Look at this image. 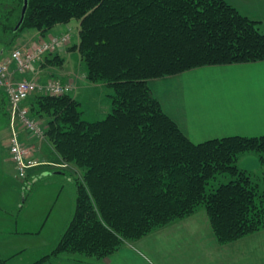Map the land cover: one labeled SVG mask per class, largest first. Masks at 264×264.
<instances>
[{"label": "trees", "instance_id": "obj_1", "mask_svg": "<svg viewBox=\"0 0 264 264\" xmlns=\"http://www.w3.org/2000/svg\"><path fill=\"white\" fill-rule=\"evenodd\" d=\"M23 7L24 0H0L5 51L25 30L45 37L76 20L79 43L72 52L89 82L113 91L110 112L95 120L84 117L70 93H37L27 101L32 118H46L59 165L70 166L74 176L73 216L53 255L102 261L201 208L221 244L264 231V135L194 143L150 87L151 80L203 67L263 62L258 22L226 0H28L16 30ZM24 74L15 75L23 80L18 76ZM252 153L263 171L261 184L240 166L241 156Z\"/></svg>", "mask_w": 264, "mask_h": 264}, {"label": "crops", "instance_id": "obj_2", "mask_svg": "<svg viewBox=\"0 0 264 264\" xmlns=\"http://www.w3.org/2000/svg\"><path fill=\"white\" fill-rule=\"evenodd\" d=\"M226 1L241 14L258 22L259 29L264 33V0ZM58 28L60 26L47 33L48 36L46 37H42L36 31L35 36L38 41L34 45L38 44L39 41L48 40L54 35H64L65 33L68 35L72 31L68 29L70 32L67 30L61 32L57 31ZM65 53L72 54V48L66 50ZM46 63L48 62L43 61L37 66L35 65L30 75H19L18 78L40 79L39 81H42L45 76H52L54 72L51 66L46 65ZM71 77L72 75L67 76V73H63L62 83L70 81ZM150 87L160 101L164 112L177 123L183 133L194 143L231 136L259 137L264 135V61L203 67L180 75L151 80ZM81 94L85 93H80L79 97L77 94L75 97L78 101L85 98ZM8 120L10 122V118ZM26 134L32 135L22 130L20 138L24 145H29L30 139L28 137L30 136H26ZM31 138L32 143L35 142L34 140L38 141L35 136ZM8 145L9 143L6 147L9 152ZM46 152L47 155L45 154L46 156L43 157L44 160L35 155V159L43 165L33 170L30 178L35 177L36 182L34 184L40 185L39 187L44 185L66 188L67 184L70 183L69 181L74 180L72 168L70 166L68 168L60 167L61 169L43 168L52 163H56V165L61 163L60 157L56 153L53 154L52 151L48 152V150ZM250 156L245 157L242 168L251 171L252 167L257 168L259 166V162L257 157ZM248 160L252 163L256 161V164H250ZM9 161L13 164L17 174L16 166L11 161L10 154ZM208 226L210 227L208 215L206 210L201 208L193 216L173 223L156 232L151 239L150 237L146 239L155 241L154 251L157 254H162L161 249L164 250L162 244L171 242L173 245L171 256H164L169 261L171 260L172 264H190L191 262L195 264L192 261L193 256L188 254L190 245L187 238L194 231L200 233ZM189 230H192V233H189ZM243 241H245L243 245L239 242L235 244V248L243 249L242 254L240 253V256L233 254L229 258L227 257L229 261L225 263L222 261L221 264L228 262L229 264H244V262L245 264H258L260 262V256L262 257L264 254V247H260V243H264V238L252 236L240 242ZM143 244L147 243L144 242ZM101 262L102 264H157L151 256L137 249L134 244L123 246L119 251ZM201 264L208 263L202 261Z\"/></svg>", "mask_w": 264, "mask_h": 264}, {"label": "rangeland", "instance_id": "obj_3", "mask_svg": "<svg viewBox=\"0 0 264 264\" xmlns=\"http://www.w3.org/2000/svg\"><path fill=\"white\" fill-rule=\"evenodd\" d=\"M79 26V22L74 20L70 24V28L61 25L60 28L57 29V31L61 32L66 30L69 31L68 29L72 30L71 32L69 31L70 34L68 33L70 40L60 51L52 53V55H50L51 58L46 57L35 64L37 66V64L41 62L47 61L48 63H46V65H50L54 72L52 76H45L44 80H42L43 82L39 81L40 79H38V82L46 83L48 81H58L62 83L61 77L63 73H67V76L72 75L71 80L63 84L69 85L72 88L69 93L74 97H76L77 94V97H79L80 93H85L81 94L85 98L80 101L85 113L84 117L86 119L88 118L87 120L101 119L110 112V95L113 94L112 89L104 85L103 87L100 84L89 82L86 76V66L81 61L79 54L76 52H73L72 54L65 53V51L70 49L72 45L79 43ZM35 33V30L23 31L21 39L15 47L13 49L11 48L9 51H5L0 42V64H2L5 59L9 58L13 50L16 48H21L23 50L33 48L35 46L34 44L38 41ZM64 35L67 34L65 33ZM64 35L58 34L52 37ZM50 38L51 37H49L48 40ZM54 57H58L59 60L57 59V62H59V64L52 65L49 63ZM63 59L66 63L65 65L64 63H61ZM10 67L13 70L15 68H13V65ZM31 73L32 68L24 75H30ZM12 81H19L16 75L12 77ZM40 93L42 92H39L38 94ZM0 94L6 96V99L0 101V106L5 109L4 112L0 110V264H102L101 260L93 258L89 259L79 254H62L60 256L52 254L54 246L73 216L74 199L72 197V192L74 191V186L67 184L66 188L63 189L61 187L44 185L39 187L40 185H35L30 189V187L27 186V183L32 181L35 177L23 180L17 176L13 164L9 161V152L6 147L13 134L9 125V117L5 115L10 113L11 110L8 94L3 88H0ZM35 95H37V93L33 94L32 97L35 98ZM27 103L28 102H25L24 105L29 109L31 106L29 107V103ZM34 107L36 109L35 111H38L37 107ZM39 113L37 114L41 115ZM37 120L41 127L46 131V118L44 116H39ZM27 135L28 134H26V136ZM32 136L35 135L28 137V139H30V144L26 145V147L31 151L33 157L36 155L39 159L44 160L45 158L43 157L47 155V150L48 152L52 151L53 154L56 153L52 145L49 143L46 134L44 139L37 138L38 141L34 140L35 142L33 143L31 142ZM45 147H47L46 150ZM254 155L255 154L253 153L248 154L250 157H256ZM246 156H241L240 158L241 167H243L242 164ZM248 161L250 162V160ZM251 163L252 162H250V164ZM252 164H256V161ZM43 168L61 169L58 163L57 165L56 163H52ZM251 172L253 180L256 183L261 184L263 171L260 166L257 168L252 167ZM221 182L226 181L220 179L217 183L220 184ZM155 233L150 234L148 237L151 239L154 237ZM189 233H192V230H189ZM254 237L264 238V231L260 234L254 235ZM187 241L190 245V251L188 254L193 256L194 259L192 261L195 264H201L202 261H205L208 264H221L222 261L225 263L229 261L227 257L229 258L233 256V254H238V256L242 254L243 249L235 248V244L239 242L243 245L245 242L237 241L229 244H221L215 237L211 225L200 233L194 231L192 235L188 236ZM144 242L147 244H143ZM133 244L137 249H140L148 256H151L157 264H172L171 260L169 261L167 257L164 256H171L170 253L172 252L173 246L171 242L168 241L162 244V248H164V250L161 249L162 254L155 253V241L143 239L142 241H137ZM263 245L264 243H260V247H264ZM190 264H192V262ZM227 264H229V262ZM258 264H264V254H262V257L260 256V262H258Z\"/></svg>", "mask_w": 264, "mask_h": 264}, {"label": "built area", "instance_id": "obj_4", "mask_svg": "<svg viewBox=\"0 0 264 264\" xmlns=\"http://www.w3.org/2000/svg\"><path fill=\"white\" fill-rule=\"evenodd\" d=\"M69 40V35L57 36L39 42L29 50L16 48L9 58L0 64V88H3L8 94L11 109L9 115L13 134L8 145L9 154L11 161L16 166L17 176L23 180L29 179L33 170L42 166L43 163L35 159L31 151L22 143L21 131L35 135L38 139H44L45 137V129L41 127L38 120L31 117L28 107L24 105L25 102L35 93H51L61 96L71 92L72 88L58 81H48L41 84L34 79L12 81V77L16 73H26L33 65L44 59L46 55L60 51L68 44ZM11 65L15 67L14 70L10 67ZM59 166L66 168V165Z\"/></svg>", "mask_w": 264, "mask_h": 264}, {"label": "water", "instance_id": "obj_5", "mask_svg": "<svg viewBox=\"0 0 264 264\" xmlns=\"http://www.w3.org/2000/svg\"><path fill=\"white\" fill-rule=\"evenodd\" d=\"M27 8H28V0H24V7H23V11H22V18H21L20 22L18 23V25L16 26V30H18L20 28V26L22 25L23 20H24V17H25V14H26V11H27Z\"/></svg>", "mask_w": 264, "mask_h": 264}, {"label": "flooded vegetation", "instance_id": "obj_6", "mask_svg": "<svg viewBox=\"0 0 264 264\" xmlns=\"http://www.w3.org/2000/svg\"><path fill=\"white\" fill-rule=\"evenodd\" d=\"M5 50V49H4Z\"/></svg>", "mask_w": 264, "mask_h": 264}]
</instances>
